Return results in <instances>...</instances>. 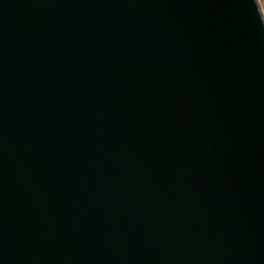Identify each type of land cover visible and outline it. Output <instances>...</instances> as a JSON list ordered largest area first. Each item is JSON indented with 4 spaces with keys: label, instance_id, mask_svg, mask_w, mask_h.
<instances>
[{
    "label": "water",
    "instance_id": "obj_1",
    "mask_svg": "<svg viewBox=\"0 0 264 264\" xmlns=\"http://www.w3.org/2000/svg\"><path fill=\"white\" fill-rule=\"evenodd\" d=\"M0 264H264L258 0H0Z\"/></svg>",
    "mask_w": 264,
    "mask_h": 264
},
{
    "label": "rangeland",
    "instance_id": "obj_2",
    "mask_svg": "<svg viewBox=\"0 0 264 264\" xmlns=\"http://www.w3.org/2000/svg\"><path fill=\"white\" fill-rule=\"evenodd\" d=\"M258 2L260 4L261 10H262V13H263V16H264V0H258Z\"/></svg>",
    "mask_w": 264,
    "mask_h": 264
}]
</instances>
